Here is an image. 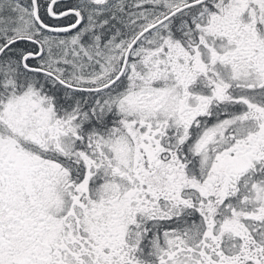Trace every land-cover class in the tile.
<instances>
[{"label":"snow or ice","instance_id":"snow-or-ice-1","mask_svg":"<svg viewBox=\"0 0 264 264\" xmlns=\"http://www.w3.org/2000/svg\"><path fill=\"white\" fill-rule=\"evenodd\" d=\"M0 264H264V0H0Z\"/></svg>","mask_w":264,"mask_h":264}]
</instances>
